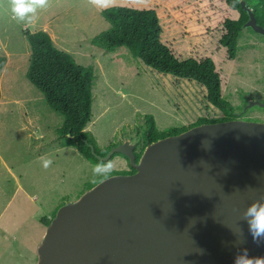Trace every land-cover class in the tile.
I'll list each match as a JSON object with an SVG mask.
<instances>
[{"label": "rangeland", "instance_id": "obj_1", "mask_svg": "<svg viewBox=\"0 0 264 264\" xmlns=\"http://www.w3.org/2000/svg\"><path fill=\"white\" fill-rule=\"evenodd\" d=\"M113 6L153 9L160 41L179 60L209 59L220 80L221 98L234 119L264 122V37L242 28L232 61L217 45L223 19L236 15L221 0H115ZM99 8L89 0H49L34 24L18 23L0 7V264H35L45 232L40 220L77 199L93 177L96 164L71 147L60 148L56 131L62 117L51 111L24 77L29 56L24 32H45L53 46L79 66L92 67L89 132L97 148L128 142L135 153L143 148V116L153 118L157 131L183 128L199 119H220L207 103L204 89L145 67L125 47L102 50L89 40L108 29ZM50 159L45 169L43 160ZM110 161L114 171L130 168L120 156ZM95 180V182H93Z\"/></svg>", "mask_w": 264, "mask_h": 264}, {"label": "water", "instance_id": "obj_2", "mask_svg": "<svg viewBox=\"0 0 264 264\" xmlns=\"http://www.w3.org/2000/svg\"><path fill=\"white\" fill-rule=\"evenodd\" d=\"M244 28L264 37L242 0ZM259 102L250 101L248 109ZM114 145L134 172L113 175L56 209L35 264H234L245 249L264 257L241 217L264 198V122L190 127L148 143ZM242 232L240 236L235 233Z\"/></svg>", "mask_w": 264, "mask_h": 264}, {"label": "trees", "instance_id": "obj_3", "mask_svg": "<svg viewBox=\"0 0 264 264\" xmlns=\"http://www.w3.org/2000/svg\"><path fill=\"white\" fill-rule=\"evenodd\" d=\"M227 10L236 15V19H223L220 24V35L217 45L223 48L225 59L231 61L235 53L237 34L247 21V14L234 0H221ZM252 12L255 23L264 28V0H242ZM100 17L107 23L108 29L100 32L89 40V43L102 50L125 47L132 57L138 59L145 67L176 79L195 82L205 92L207 103L218 109L223 117L220 119H199L196 124H209L234 120L231 106L221 98L220 80L209 59L195 60L187 58L176 59L170 50L161 43L162 29L153 9H136L128 6H111L99 10ZM29 56L24 77L27 82L41 95L45 105L62 117V127L56 131L59 145L71 147L86 161L98 164L96 157H102L113 147L110 144L100 151L89 132L83 131L90 118V84L92 79L91 66L77 65L69 54L56 49L49 36L43 31L24 32ZM5 64V58L0 57V71ZM143 132L141 139L143 148L148 143L155 142L167 136L177 135L186 129L170 128L165 132L155 129L150 115L143 116ZM143 150V149H142ZM142 150L134 153L137 162ZM114 156H123L113 154ZM127 161V160H126ZM128 171H113V175H128ZM110 177V176H109ZM103 180L99 179L87 185L85 190ZM44 218L40 223L47 227L50 219Z\"/></svg>", "mask_w": 264, "mask_h": 264}, {"label": "clouds", "instance_id": "obj_4", "mask_svg": "<svg viewBox=\"0 0 264 264\" xmlns=\"http://www.w3.org/2000/svg\"><path fill=\"white\" fill-rule=\"evenodd\" d=\"M89 3L99 9H107L115 4V0H89ZM48 4L49 0H0V7L6 6L12 19L18 23L27 24H34L38 19V10L45 9ZM51 163L50 159H44L43 167L47 169ZM114 170L115 165L112 161H101L93 167L92 173L94 178L107 179ZM241 219L247 223L253 241L257 244L264 242V198L255 200L248 205L243 211ZM235 234L240 236L242 232ZM234 264H264V257H249L245 249L242 253L237 254Z\"/></svg>", "mask_w": 264, "mask_h": 264}, {"label": "crops", "instance_id": "obj_5", "mask_svg": "<svg viewBox=\"0 0 264 264\" xmlns=\"http://www.w3.org/2000/svg\"><path fill=\"white\" fill-rule=\"evenodd\" d=\"M243 28H244V27H243ZM247 29L249 30V28H247ZM241 30H242V29H241ZM240 32H241V31H240ZM240 32H239V33H240ZM239 33H238V34H239ZM238 34H237V35H238ZM235 42H237V37H236V41H235ZM231 61H232V60H231ZM6 64H7V61H5L4 66H5ZM220 92H221V90H220ZM220 95H222V93H220ZM250 101H251V100H250ZM250 101H249V102H250ZM254 102H257V101H254ZM232 110H233V109H232ZM233 113H234V112H233ZM234 115H236V114H234ZM152 119H153V118H152ZM244 121H245V120H244ZM153 123H154V121H153ZM154 127H155V126H154ZM183 128H184V127H183ZM155 129H156V128H155ZM169 129H170V128H169ZM176 129H181V128H176ZM167 130H168V129H167ZM167 130H166V131H167ZM160 132H165V131H160ZM127 143H128V142H127ZM128 144H129V143H128ZM130 145H131V144H130ZM58 146H59L60 148H65V147L60 146V145H59V142H58ZM74 150H75V149H74ZM75 151H76V150H75ZM76 153H77V152H76ZM77 154H78V153H77ZM78 155H79V154H78ZM79 156H80V155H79ZM80 157H81V156H80ZM125 162H126V164L128 165V163H127L126 160H125ZM126 171H127V170H126ZM85 191H86V190H85ZM85 191H83V192H85ZM81 194H82V193H81ZM79 196H80V195H79ZM79 196H78V197H79ZM78 197H77V198H78ZM73 202H74V201H73ZM55 211H56V210H55ZM48 219H49V218H48Z\"/></svg>", "mask_w": 264, "mask_h": 264}, {"label": "flooded vegetation", "instance_id": "obj_6", "mask_svg": "<svg viewBox=\"0 0 264 264\" xmlns=\"http://www.w3.org/2000/svg\"><path fill=\"white\" fill-rule=\"evenodd\" d=\"M128 171V170H127Z\"/></svg>", "mask_w": 264, "mask_h": 264}]
</instances>
